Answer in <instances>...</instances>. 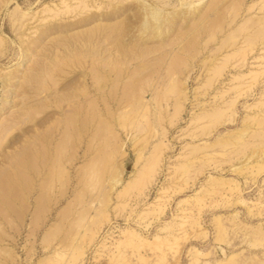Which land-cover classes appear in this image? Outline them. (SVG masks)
Listing matches in <instances>:
<instances>
[{
    "label": "rangeland",
    "instance_id": "obj_1",
    "mask_svg": "<svg viewBox=\"0 0 264 264\" xmlns=\"http://www.w3.org/2000/svg\"><path fill=\"white\" fill-rule=\"evenodd\" d=\"M263 28L264 0H0V264H264Z\"/></svg>",
    "mask_w": 264,
    "mask_h": 264
},
{
    "label": "bare ground",
    "instance_id": "obj_2",
    "mask_svg": "<svg viewBox=\"0 0 264 264\" xmlns=\"http://www.w3.org/2000/svg\"><path fill=\"white\" fill-rule=\"evenodd\" d=\"M178 2H179V1H178ZM262 2H263V1H262ZM4 4H5V3H4ZM138 4H139V3H138ZM166 4H167V2H166ZM145 5H146V4H145ZM142 6H143V5H142ZM164 6H166V5H164ZM261 6H263V5H261ZM166 7H167V6H166ZM252 7H253V6H252ZM258 7H259V6H258ZM139 8H140V7H139ZM142 8H143V7H142ZM142 8H141V9H142ZM247 8H248V7H247ZM249 8H250V7H249ZM257 9H258V8H257ZM145 10H146V12L144 13V17L142 16L143 19H142V21H141L142 26H143L144 28H145L146 26H148V21H147V17H148V16H145V15H149L150 17H152V18L155 20L154 23H155V24H158L159 21H157V15L159 14L160 10H158V8H156V7H154V6H150V4H148L147 9L145 8ZM247 10H248V9H247ZM65 11H66V10H65ZM70 11H71V10H70ZM248 11H249V10H248ZM173 12H174V11H173ZM76 13H77V12H76ZM139 13H140V12H139ZM179 14H180V13H179ZM172 15H173V14H172ZM182 15H183V14H182ZM189 15H190V14H189ZM183 16H184V15H183ZM253 17H254V16H253ZM81 18H82V17H81ZM180 18H181V17H180ZM250 18H251V17H250ZM88 19H89V18H88ZM172 20H173V19H172ZM179 20H180V19H179ZM254 20H255V19H254ZM77 21H78V19H77ZM137 21H138V20H137ZM149 21H150V20H149ZM134 22H135V21H134ZM139 23H140V22H139ZM150 23H151V22H150ZM75 24H76V23H75ZM120 24H121V23H120ZM203 24L205 25V23H203ZM252 24H254V23H252ZM61 25H62V24H61ZM116 25H117V24H116ZM135 25H136V24H135ZM153 25H154V24H153ZM158 25H159V24H158ZM201 25H202V24H201ZM122 26H123V24H122ZM137 26H138V25H137ZM139 26H140V25H139ZM139 26H138V27H139ZM238 26H239V25H238ZM243 26H244V25H243ZM245 26H247V25H245ZM248 26H250V25H248ZM91 27H92V26H91ZM113 27H114V26H113ZM115 27H116V26H115ZM119 27H120V26H119ZM153 27H154V26H153ZM200 27H201V26H200ZM16 28H17V27H16ZM98 28H99V27H98ZM109 28H110V27H109ZM109 28H106V29H109ZM116 28H118V27H116ZM191 28H192V27H191ZM203 28H205V27H203ZM238 28H239V27H238ZM250 28H251V27H250ZM103 29H104V28H103ZM110 29H111V28H110ZM121 29H122V28H121ZM127 29H128V28H127ZM163 29H164V28H163ZM173 29H174V28H173ZM201 29H202V28H201ZM240 29H241V28H240ZM244 29H245V28H244ZM263 29H264V28H263ZM16 30H17V29H16ZM92 30H93V29H92ZM96 30H97V29H96ZM112 30H113V29H112ZM112 30H111L110 33H112ZM116 30H117V29H116ZM136 30H137V29H136ZM150 30H151V29H150ZM186 30H188V29H186ZM199 30H200V29H199ZM202 30H203V29H202ZM245 30H246V29H245ZM17 31H18V30H17ZM103 31H104V30H103ZM108 31H109V30H108ZM114 31H115V30H114ZM148 31H149V30H148ZM254 31H256V30H254ZM263 31H264V30H263ZM42 32H44V31H42ZM91 32H93V31H91ZM98 32H99V30H98ZM98 32H97V33H98ZM120 32H121V31H120ZM162 32H163V31H162ZM196 32H197V31H196ZM89 33H90V32H89ZM101 33H102V32H101ZM113 33H114V32H113ZM137 33H138V32H137ZM197 33H198V32H197ZM254 33H255V32H254ZM108 34H109V33H108ZM229 34H231V33L229 32ZM237 34H238V33H236L235 35H237ZM40 35H41V34H40ZM45 35H46V34H45ZM91 35H93V33H92ZM106 35H107V34H106ZM113 35H114V34H113ZM197 35H198V34H197ZM254 35L257 36L256 33H255ZM262 35H263V32L261 33V36H262ZM103 36H104V34H103ZM103 36L100 35V37H103ZM114 36H115V35H114ZM117 36H119V35H117ZM177 36H178V35H177ZM189 36H190V35H189ZM194 36H195V34H194ZM232 36H234V35H232ZM250 36H251V35H250ZM261 36H260V37H261ZM87 37H88V36H87ZM90 37H91V36H90ZM115 37H116V36H115ZM147 37H148V36H147ZM227 37H229V36L227 35ZM234 37H235V36H234ZM236 37H237V36H236ZM254 37H255V36H254ZM260 37H259V38H260ZM262 37H263V36H262ZM91 38H92V37H91ZM95 38H96V37H95ZM107 38H108V37H107ZM178 38H179V37H178ZM195 38H196V36H195ZM230 38H231V37H230ZM232 38H233V37H232ZM251 38H252V37H251ZM251 38H250V39H251ZM257 38H258V37H257ZM257 38H256V39H257ZM92 39H93V38H92ZM123 39H124V38H123ZM156 39H157V38H156ZM172 39H173V38H172ZM253 39H255V38H253ZM261 39H262V38H261ZM97 40H98V39H97ZM111 40H112V39H111ZM113 40H114V39H113ZM127 40H128V39H127ZM160 40H161V39H160ZM165 40H166V39H165ZM175 40H177V39H175ZM89 41H90V40H89ZM107 41H108V40H107ZM131 41H132V40H131ZM137 41H138V40H137ZM141 41H142V40H141ZM141 41H140V42H141ZM168 41H169V40H168ZM225 41H226V40H225ZM250 41H252V40H250ZM34 42H35V41H34ZM102 42H104V40H102ZM156 42H157V41H156ZM166 42H167V41H166ZM172 42H173V41H172ZM230 42H231V41H230ZM235 42H236V41H235ZM247 42H248V41H247ZM121 43H122V41H121ZM141 43H142V42H141ZM169 43H170V42H169ZM188 43H189V42H188ZM227 43H228V41H227ZM248 43H249V42H248ZM108 44H110V43L108 42ZM111 44H112V43H111ZM115 44H116V43H115ZM122 44H123V43H122ZM221 44H222V43H221ZM231 44H232V43H231ZM231 44H230V45H231ZM99 45H100V44H99ZM128 45H129V44H128ZM159 45H160V44H159ZM223 45H224V44H223ZM34 46H35V45H34ZM34 46H33V47H34ZM114 46H116V45H114ZM122 46H123V45H122ZM143 46H144V44H143ZM149 46H150V44H149ZM154 46H157V45H154ZM166 46H167V45H166ZM166 46H165V47H166ZM168 46H169V45H168ZM184 46H185V45H184ZM186 46H187V45H186ZM186 46H185V47H186ZM219 46H220V45H219ZM221 46H222V45H221ZM30 47H31V46H30ZM129 47H131V46H129ZM138 47H139V46H138ZM150 47H151V46H150ZM150 47H149V48H150ZM185 47H183V48H185ZM147 48H148V47H147ZM157 48H158V47H157ZM157 48H156V50H160L159 48H158V49H157ZM180 48H181V47H180ZM101 49H102V48H101ZM152 49H153V48H152ZM169 49H171V48H169ZM194 49H195V48H194ZM88 50H89V49H88ZM103 50H104V49H103ZM117 50H118V49H117ZM121 50H122V49H121ZM175 50H176V49H174V51H175ZM186 50H187V49H186ZM221 50H222V49H221ZM30 51H31V50H30ZM149 51H150V49H149ZM154 51H155V50L153 49V52L151 51V53H149V54H151V56H152L153 53H157L156 51H155V52H154ZM170 51H171V50H170ZM180 51H182V50H180ZM187 51H189V50H187ZM215 51H216V50H215ZM237 51H238V50H237ZM237 51H236V52H237ZM96 52H97V50L95 51V53H96ZM178 52H179V51H178ZM213 52H214V51H213ZM213 52H212V54H213ZM238 52H239V51H238ZM101 53H104V52H101ZM130 53H131V52H130ZM130 53H128V54H130ZM117 54H118V52H117ZM135 54H136V53H135ZM137 54H138V53H137ZM149 54H148V55L146 54L147 57L149 56ZM167 54H168V53H167ZM185 54H187V52H185ZM93 55H95V54H93ZM119 55H120V54H119ZM139 55H140V54H139ZM141 55H142V52H141ZM159 55H160V54H159ZM162 55H165V54H162ZM213 55H214V54H213ZM213 55H212V56H213ZM225 55H226V54H225ZM55 56H56V54H55ZM108 56H109V54H108ZM124 56H125V55H124ZM135 56H136V55H135ZM142 56H143V55H142ZM177 56H178L179 58L182 57V56L180 57L179 55H177ZM260 56H261V55H260ZM56 57H58V56H56ZM56 57H55V58L53 57V58L56 59ZM101 57H102V56H101ZM115 57H117V56H115ZM118 57H119V56H118ZM128 57H129V56H128ZM144 57H145V55H144ZM156 57H157V56H156ZM164 57H165V56H164ZM164 57H163V58H164ZM170 57H171V56H170ZM102 58H103V57H102ZM158 58H159V57H158ZM160 58H161V55H160ZM165 58H166V57H165ZM176 58H177V57H176ZM179 58H178V59H179ZM105 59H106V58H105ZM136 59H137V58H136ZM211 59H212V58H211ZM255 59H256V58H254V60H255ZM260 59H261V58H259V60H260ZM23 60H24V59H23ZM46 60H47V59H46ZM46 60H45V61H46ZM50 60L53 61V59H51V58H50ZM57 60H58V59H57ZM60 60H61V59H60ZM60 60H59V61H60ZM109 60H110V56H109ZM129 60H130V58H129ZM133 60H134V59H133ZM142 60H143V57H142ZM147 60H148V59H147ZM154 60L159 61V59L157 60V58L154 59ZM166 60H167V58H166ZM256 60H257V59H256ZM262 60H263V59H262ZM54 61H55V60H54ZM54 61H53V62H54ZM107 61H108V60H107ZM113 61H114V59H113ZM122 61H123V63H124V60H122ZM131 61H132V60H131ZM156 61H155V62H156ZM176 61H177V60H176ZM41 62H42V61H41ZM43 62H44V61H43ZM47 62H48V61H47ZM56 62H57V61H56ZM108 62H109V61H108ZM142 62H143V61H142ZM161 62H162V61H161ZM161 62H160V63H161ZM173 62H175V61H173ZM173 62H172V63H173ZM37 63H38V62H37ZM37 63H36V64H37ZM49 63H50V62H49ZM92 63H93V62H92ZM102 63H103V61H102ZM110 63H111V61H110ZM150 63H151V62H150ZM157 63H158V62H157ZM163 63H164V62H163ZM169 63H170V62H169ZM57 64L60 65L59 63H57ZM61 64H62V63H61ZM97 64H98V63H97ZM108 64H109V63H108ZM112 64H113V63H112ZM116 64H117V62H116ZM125 64H126V63H125ZM127 64H128V61H127ZM40 65H41V64H40ZM47 65H48V63H47ZM51 65H53V63H52ZM54 65H55V62H54ZM58 65H57V66H58ZM94 65H95V64H94ZM104 65H106V64H104ZM104 65H103L102 67H104ZM110 65H111V64H110ZM110 65H109V66H110ZM113 65H114V64H113ZM113 65H112V67H113ZM91 66H92V65H91ZM118 66H119V64H117V67H118ZM122 66H123V65H122ZM144 66H145V65H144ZM144 66H142V67H144ZM146 66H147V65H146ZM149 66H150V65H149ZM173 66H174V64H173ZM216 66H217V65H216ZM59 67H61V66H59ZM96 67H97V66H96ZM96 67H95V69H96ZM107 67H108V65H107ZM114 67H115V66H114ZM128 67H129V66H128ZM131 67H132V66H131ZM136 67H137V66H136ZM138 67L140 68V66H138ZM167 67H168V66H167ZM167 67H166L165 70H168V69L170 70V68L167 69ZM170 67H171V66H170ZM32 68H33V67H32ZM37 68H38V67H37ZM42 68H43V67H42ZM44 68H45V67H44ZM93 68H94V67H93ZM99 68H101V67H100V64H99ZM109 68H110V67H109ZM119 68H120V66H119ZM133 68H134V67H133ZM156 68H157V67H156ZM171 68H172V67H171ZM173 68H174V67H173ZM47 69H48V68H47ZM50 69H51V68H50ZM57 69H58V68H57ZM61 69H62V67H61ZM115 69H116V67H115ZM98 70H99V69H98ZM104 70H106V69H104ZM136 70H137V68H136ZM149 70H150V69H149ZM149 70H148V71H149ZM152 70H154V69H152ZM42 71H43V70H42ZM45 71H46V70H45ZM95 71H97V70H95ZM101 71H102V70H101ZM108 71H109V70H108ZM123 71H124V70H123ZM132 71H133V69H132ZM138 71H139V70H138ZM154 71H156V70H154ZM157 71H158V70H157ZM263 71H264V69H263ZM51 72H52V70H51ZM90 72H91V71H90ZM93 72H94V71H93ZM116 72H119V71H116ZM120 72H121V71H120ZM125 72H126V70H125ZM133 72H135V69H134ZM133 72H132V75H133ZM12 73H13V72H12ZM32 73H33V72H32ZM46 73L49 74V72H47V71H46ZM59 73H60V72H59ZM59 73H58V74H59ZM91 73H92V72H91ZM100 73H101V72H100ZM128 73H129V72H128ZM139 73H140V72H139ZM150 73H151V72H150ZM153 73H154V72H153ZM158 73H159V72H158ZM16 74H17V73H16ZM29 74H31V73H29ZM38 74H39V72H38ZM48 74H47V75H48ZM51 74H52V73H51ZM60 74H61V73H60ZM60 74H59V75H60ZM116 74H117V75H120V73H119V74L116 73ZM130 74H131V73H130ZM145 74H146V72H145ZM148 74H149V73H148ZM156 74H157V73L155 72V75H156ZM169 74H170V73H169ZM49 75H50V74H49ZM94 75H95V74H94ZM100 75H101V74H100ZM100 75H99V76H100ZM124 75H125V74H124ZM127 75H128V74H127ZM136 75H137V74H136ZM141 75H143V73H141L140 76H141ZM146 75H147V74H146ZM171 75H172V74H171ZM34 76H35V75H34ZM97 76H98V75H97ZM101 76H103V75H101ZM101 76H100V78H101ZM106 76H107V73H106ZM114 76H115V75H114ZM120 76H121V75H120ZM130 76H131V75H130ZM166 76H167V75H166ZM25 77H26V76H25ZM30 77H32V75H31ZM35 77H36V76H35ZM44 77H45V76H43V78H44ZM94 77H95V76H94ZM118 77H119V76H118ZM125 77H126V76H125ZM125 77H124V78H125ZM127 77H129V76H127ZM127 77H126V78H127ZM131 77H132V76H131ZM169 77H170V76H169ZM171 77H172V76H171ZM41 78H42V76H41ZM43 78H42V79H43ZM51 78H52V76H51ZM108 78H109V77H108ZM112 78H114V77H112ZM134 78H137V77H134ZM139 78H140V77H139ZM163 78H164V76H163ZM42 79H41V80H42ZM92 79H93V78H92ZM94 79H95V78H94ZM101 79H102V78H101ZM101 79H100V80H101ZM131 79H132V78H131ZM141 79H142V78H141ZM168 79H169V78H168ZM26 80H27V79H26ZM31 80H32V79H31ZM33 80H34V78H33ZM39 80H40V79H39ZM53 80H54V79H53ZM55 80H56V79H55ZM58 80H59V79H58ZM104 80H106V82H107V79H104V77H103V81H104ZM161 80H162V79H161ZM170 80H171V79H170ZM24 81H25V80H24ZM43 81H44V80H43ZM45 81H46V80H45ZM103 81H102V82H103ZM114 81L117 82V80H116L115 78H114ZM127 81H128V80H127ZM127 81H126V79H125V81L123 80L124 83L127 82ZM163 81H165V80H163ZM173 81H174V80H173ZM173 81H172V82H173ZM25 82H26V81H25ZM27 82H28V81H27ZM40 82H41L40 84L43 83L42 81H40ZM52 82H53V81H52ZM54 82H55V81H54ZM57 82H58V81H57ZM94 82H96V79H95ZM169 82H171V81H169ZM176 82H178V81L176 80ZM31 83H32V81H31ZM33 83H34V82H33ZM33 83H32V84H33ZM46 83H47V82H46ZM48 83H49V82H48ZM120 83H121V82H120ZM167 83H168V82H167ZM23 84H24V83H23ZM28 84H29V83H28ZM50 84H51V83H50ZM85 84H86V83H85ZM98 84H99V83H98ZM114 84H115V83H114ZM118 84H119V83H118ZM125 84H126V83H125ZM129 84H130V83L127 82V85H129ZM163 84H165V83H163ZM13 85H15V84H13ZM17 85H19V84H17ZM26 85H27V83H26ZM29 85H30V84H29ZM35 85H37V83H36ZM81 85H82V84H81ZM112 85H113V84H112ZM159 85H160V84H159ZM168 85H169V84H167L166 87H167ZM43 86H44V85H43ZM46 86H47V85H46ZM99 86H100V85H99ZM102 86H103V85H102ZM171 86H172V85H171ZM2 87H3V86H2ZM14 87H17V86H14ZM20 87H21V85H20ZM41 87H42V86H41ZM41 87H40V88H41ZM51 87H52V86H51ZM124 87H126V86H124ZM172 87H174V86H172ZM27 88H28V87H27ZM37 88H38V86H37ZM42 88H43V87H42ZM45 88H46V87H45ZM83 88H84V87H82V89H83ZM100 88H101V86H100ZM121 88H122V87H121ZM129 88H130V87H129ZM159 88H160V87H159ZM159 88H158V90H159ZM167 88H168V87H167ZM3 89H4V88H3ZM32 89L35 90L34 87H32ZM38 89H39V88H38ZM46 89H48V88H46ZM49 89H50V88H49ZM89 89H90V88H89ZM89 89H88V91H89ZM97 89H98V88H97ZM109 89H110V88H109ZM169 89L172 90V88H169ZM174 89H175V88H174ZM30 90H31V88H30ZM36 90H37V89H36ZM41 90H42V89H41ZM41 90H40V91H41ZM43 90H44V88H43ZM50 90H51V89H50ZM99 90H100V89H99ZM110 90H111V89H110ZM122 90L124 91V89H122ZM126 90H127V87H126ZM155 90H156V89H155ZM171 90H169V91H171ZM24 91H25V90H24ZM31 91H32V90H31ZM37 91H38V90H37ZM73 91H74V89H73ZM96 91H97V90H95V92H96ZM100 91L102 92V90H100ZM123 91H122V92H123ZM129 91H130V90H129ZM164 91H165V88H164ZM22 92H23V91H22ZM28 92H29V91H28ZM38 92H39V91H38ZM74 92H75V91H74ZM86 92H87V91H86ZM120 92H121V91H120ZM127 92H128V90H127ZM34 93H35V92H34ZM36 93H37V92H36ZM75 93H76V92H75ZM89 93H90V92H89ZM92 93H93V92H92ZM104 93H106V92H104ZM108 93H109V92H108ZM123 93H124V92H123ZM125 93H126V91H125ZM162 93H163V91H162ZM168 93H169V92H168ZM44 94H46V92H44ZM60 94H61V92H60ZM81 94H82V93H81ZM101 94H103V93H101ZM126 94H127V93H126ZM158 94H159V93H158ZM25 95H26V94H25ZM25 95H23V96H25ZM34 95H35V94H34ZM40 95H41V94H40ZM66 95H67V94H66ZM73 95H74V94H73ZM79 95H80V94H79ZM156 95H157V94H156ZM42 96H43V95H42ZM54 96H55V95H54ZM61 96H62V95H61ZM61 96L59 95L60 98H61ZM75 96H77V95L75 94ZM75 96H74V97H75ZM81 96H82V95H81ZM81 96H80V97H81ZM88 96H89V95H88ZM91 96H92V95H91ZM94 96H95V95H94ZM94 96H93V97H94ZM99 96H100V94H99ZM56 97H57V96H56ZM68 97H69V96H68ZM25 98H26V96H25ZM62 98H64V97H62ZM66 98H67V97H66ZM72 98H73V97H72ZM75 98H76V97H75ZM75 98H74V99H75ZM70 99H71V97H70ZM84 99H85V98H84ZM91 99H93V98H91ZM91 99H90V101H91ZM102 99H103V98H102ZM2 100H3V99H2ZM5 100H6V99H5ZM51 100H52V99H51ZM68 100H69V99H68ZM71 100H72V99H71ZM99 100H100V99H99ZM6 101H7V100H6ZM76 101H77V100H76ZM87 101H89V100H87ZM87 101H86V102H87ZM40 102H41V101H40ZM40 102H39V103H40ZM57 102H59V101H57ZM63 102H64V101H63ZM63 102H62V103H63ZM68 102H69V101H68ZM78 102H79V101H78ZM99 102H100V101H99ZM118 102L120 103L119 100H118ZM140 102H141V101H140ZM140 102H139V104H140ZM47 103H48V101H47ZM53 103H54V102H53ZM60 103H61V102H60ZM65 103H66V101H65ZM69 103H70V102H69ZM73 103H75V102H73ZM56 104H59V103H56ZM80 104H81V103H80ZM87 104H88V103H87ZM90 104H92V102H91ZM102 104H103V103H102ZM135 104H136V103H135ZM141 104H143V103H141ZM141 104H140V105H141ZM180 104H181V103H180ZM31 105H32V104H31ZM31 105H27V106H31ZM36 105H37V102H36ZM63 105H64V103H63ZM88 105H89V104H88ZM94 105H95V104H94ZM117 105H119V104H117ZM121 105H122V104H121ZM143 105H144V104H143ZM45 106H46V103H45ZM61 106H62V104H61ZM67 106H68V105H67ZM103 106H104V105H103ZM25 107H26V106H25ZM33 107H35V106H33ZM37 107H38V106H37ZM59 107H60V105H59ZM64 107H66V106H64ZM91 107H92V106H91ZM95 107H97V106H95ZM115 107H116V106H115ZM141 107H142V105H141ZM176 107H177V106H176ZM176 107H175V108H176ZM29 108H30V107H29ZM31 108H32V107H31ZM43 108H44V106H43ZM88 108H90V106H89ZM97 108H98V107H97ZM22 109H23V108H22ZM33 109H34V108H33ZM39 109H40V108H39ZM63 109H65V110H63V111H66V110H67L66 108H63ZM68 109H69V108H68ZM79 109H80V108H79ZM81 109H82V108H81ZM94 109H95V108H94ZM94 109H93V110H94ZM117 109H118V108H117ZM120 109H121V108H120ZM131 109H132V108H131ZM134 109H135V108H134ZM20 110H21V109H20ZM30 110H31V109H30ZM30 110H29V111H30ZM69 110H71V108H70ZM84 110H85V109H83V112H84ZM87 110H88V109H87ZM104 110H105L104 112H110V108H109V107H106ZM118 110H119V109H118ZM128 110H129V109H128ZM175 110H176V109H175ZM25 111H26V110H25ZM27 111H28V110H27ZM35 111H36V110H35ZM37 111H38V110H37ZM122 111H123V110H122ZM124 111H125V110H124ZM176 111H177V110H176ZM59 112H60V109H59ZM66 112H67V111H66ZM72 112H73L72 114L75 115V116L72 118V119L74 120V119L76 118V115H77L78 112H79L78 109H77V106H74V108L72 109ZM87 112H88V111H87ZM94 112H95V111H94ZM102 112H103V111H102ZM26 113H27V112H26ZM34 113H36V112H34ZM34 113H33V114H34ZM68 113H69V112H68ZM80 113H81V112H80ZM89 113H91V112H89ZM99 113H100V112H99ZM15 114H16V113H15ZM28 114H29V112H28ZM36 114H37V113H36ZM36 114H35V115H36ZM64 114H65V113H64ZM66 114H67V113H66ZM72 114H71V116H72ZM84 114H86V113L84 112ZM84 114H82V116H83ZM123 114H124V113H123ZM58 115H59V114H58ZM92 115H93V114H92ZM97 115H98V113H97ZM111 115H112V113H111ZM11 116H12V115H11ZM22 116L24 117L23 114H22ZM22 116H20V117H22ZM25 116H26V114H25ZM29 116H30V115H29ZM88 116H89V115H88ZM95 116H96V115H95ZM109 116H110V115H109ZM16 117H17V116H16ZM20 117H19V118H20ZM58 117H59V116H58ZM62 117H65V116L63 115ZM62 117H61V118H62ZM69 117H70V113H69ZM85 117H86V116H85ZM98 117H99V115H98ZM112 117H113V116H112ZM11 118H12V117H11ZM11 118H10V119H11ZM13 118H14V117H13ZM45 118H46V117H45ZM86 118H87V117H86ZM93 118H94V117H93ZM106 118H107V117H106ZM17 119H18V118H17ZM20 119H21V118H20ZM20 119H19V121H20ZM46 119H48V118H46ZM55 119H56V118H55ZM78 119H79V118H78ZM95 119H96V118H95ZM97 119H98V118H97ZM101 119H102V118H101ZM7 120H8V119H7ZM22 120H23V118H22ZM44 120H45V119H44ZM68 120H69V118H68ZM68 120H67V121H68ZM99 120H100V119H99ZM107 120H108V119H107ZM9 121H10V120H9ZM51 121H52V120H51ZM54 121H55V120H54ZM62 121H63V120H62ZM67 121H66V124H67ZM75 121H76V120H75ZM75 121H73V122H75ZM85 121H86V120H85ZM96 121H97V120H96ZM109 121H110V120H109ZM11 122H12V121H11ZM14 122H15V121H14ZM17 122H18V121H17ZM21 122H22V121H21ZM28 122H29V121H28ZM44 122H45V121H44ZM48 122H49V121H48ZM56 122H57V121H56ZM63 122H64V121H63ZM77 122H78V120H77ZM77 122H76V123H77ZM87 122H88V120H87ZM91 122H93V121H91ZM104 122H106V120H104ZM9 123H10V122H9ZM12 123H13V122H12ZM25 123H26V122H25ZM52 123H53V122H52ZM57 123L59 124L60 122L58 121ZM57 123H56V124H57ZM61 123H62V122H61ZM71 123H72V122H71ZM2 124H3V123H2ZM6 124H7V123H6ZM14 124H17V123H14ZM14 124H13V125H14ZM40 124H41V123H40ZM46 124H47V123H46ZM46 124H45V127H46ZM48 124H49V123H48ZM48 124H47V125H48ZM68 124H69V123H68ZM73 124H74V123H73ZM78 124H79V122H78ZM9 125H11V123H10ZM13 125H12V126H13ZM20 125H21V124H20ZM23 125H24V123H23ZM49 125H50V124H49ZM61 125H62V124H61ZM61 125H60V126H61ZM88 125H89V124H88ZM92 125H93V124H92ZM102 125H103V124H102ZM108 125H109V122H108ZM12 126H11V127H12ZM18 126H19V125H18ZM71 126H72V125H71ZM71 126H70V127H71ZM103 126H104V125H103ZM138 126H139V125H138ZM9 127H10V126H9ZM9 127H8V128H9ZM43 127H44V126H43ZM56 127H57V126H56ZM68 127H69V126H68ZM70 127H69V128H70ZM74 127H75V125H74ZM78 127H79V125H78ZM91 127H92V126H91ZM8 128H7V129H8ZM93 128H94V127H93ZM93 128H91V129H93ZM1 129H2V128H1ZM7 129H6V130H7ZM9 129H10V128H9ZM11 129H12V128H11ZM14 129H15V127H14ZM42 129H43V128H42ZM42 129H41V130H42ZM45 129H46V128H45ZM53 129H54V128H53ZM62 129H63V128H61V131H62ZM71 129H72V128H70V130H71ZM80 129H81V128H80ZM94 129H95V128H94ZM2 130H3V129H2ZM48 130H49V129H48ZM67 130H68V129H67ZM75 130H76V129H75ZM83 130H84V129H83ZM88 130H89V128H88ZM96 130H97V129H96ZM7 131H8V130H7ZM7 131H6V132H7ZM39 131H40V129H39ZM50 131H51V130H50ZM57 131H58V130H57ZM61 131H60V132H61ZM3 132H5V129H4ZM6 132H5V133H6ZM40 132H41V131H40ZM45 132H46V131H45ZM74 132H75V131H74ZM76 133H77V132H76ZM92 133H93V132H92ZM34 134H35V132H34ZM38 134H39V132L37 133V135H38ZM41 134H42V132H41ZM44 134H45V133H44ZM47 134H48V132H47ZM50 134H51V133H50ZM50 134H49V135H50ZM59 134H60V133H59ZM66 134H67V133L65 132L64 136H65ZM72 134H73V133H72ZM77 134H78V133H77ZM84 134H85V133H84ZM2 135H4V133L1 132V136H2ZM31 135H32V133H31ZM31 135H28V136L33 137V136H31ZM35 135H36V134H35ZM39 135H40V134H39ZM39 135H38V136H39ZM49 135H48V136H49ZM67 135H68V134H67ZM69 135H70V134H69ZM82 135H83V134H82ZM41 136H42V135H41ZM60 136H61V135H60ZM72 136H73V135H72ZM8 137H9V135H8ZM8 137H7V138H8ZM35 137H36V136H35ZM42 137H43V136H42ZM49 137H50V136H49ZM54 137H55V136H54ZM61 137H62V136H61ZM78 137H79V135H78ZM78 137H77V138H78ZM85 137H86V135H85ZM0 138L2 139V137H0ZM37 138H38V137H37ZM50 138H51V137H50ZM64 138H65V137H64ZM89 138H91V137H89ZM31 139H32V138H31ZM33 139H34V138H33ZM39 139H40V137H39ZM54 139H55V138H54ZM54 139H53V140H54ZM62 139H63V138H62ZM68 139L71 140V138H68ZM68 139H67V140H68ZM35 140H36V138H35ZM55 140H56V139H55ZM65 140H66V139H64V141H65ZM76 140H77V139H76ZM78 140H80V139H78ZM78 140H77V141H78ZM41 141H42V140H41ZM58 141H59V140H58ZM58 141H57V142H58ZM80 141H81V140H80ZM34 142H35V141H34ZM46 142H47V141H46ZM57 142H55V144H56ZM67 142H68V141H67ZM70 142H71V141H70ZM24 143H25V142H24ZM26 143H27V142H26ZM29 143H30V142H29ZM32 143H33V142H32ZM59 143H60V141H59ZM64 143H65V142L60 143V144H64ZM76 143H77V142H76ZM30 144H31V143H30ZM46 144H48V143H46ZM60 144H59V145H60ZM66 144H67V143H66ZM28 145H29V144H28ZM33 145H34V144H33ZM33 145H32V146H33ZM36 145H37V144H36ZM40 145H41V144H40ZM48 145H49V144H48ZM51 145H52V144H51ZM70 145H71V144H70ZM72 145H73V144H72ZM44 146H45V145H44ZM27 147H28V146H27ZM59 147L61 148V146H59ZM18 148H19V147H18ZM21 148H22V150H25V152L28 151V150L26 151V149H24L25 147H21ZM40 148H41V147H40ZM51 148H52V147H51ZM57 148H58V147H57ZM27 149H29V148H27ZM30 149H31V148H30ZM32 149H33V148H32ZM34 149H35V148H34ZM37 149H38V145H37ZM71 149H72V148H71ZM46 150H47V149H46ZM48 150H49V149H48ZM50 150H51V149H50ZM54 150H55V146H54ZM54 150H53V151H54ZM57 150H59V148H58ZM61 150H62V149H61ZM33 151H34V150H33ZM43 151H44V150H43ZM43 151H42V152H43ZM22 152H23V151H22ZM25 152H24V153H25ZM48 152H49V151H48ZM51 152H52V151H51ZM61 152H62V151H61ZM61 152H59V153H61ZM73 152H74V151H73ZM17 153H19V152L17 151ZM36 153H37V152H36ZM45 153H46V152H45ZM29 154H30V153H29ZM48 154H49V153H48ZM54 154H55V151H54ZM74 154H75V153H74ZM23 155H25V154H23ZM26 155H27V154H26ZM32 155H33V154H32ZM41 155H42V153H41ZM28 156H30V155H28ZM57 156H58V154H57ZM19 157L21 158L22 156H19ZM40 157H43V159H42V165H40L39 168L44 170L45 168L48 167L47 164H48V161H49V160H48V158H47V154L44 155V156H40ZM10 158H11V157H10ZM53 158H54V157H53ZM60 158H62V157L60 156ZM70 158H71V157H70ZM17 159H19V158H17ZM28 159H29V158H28ZM58 159H59V158H58ZM7 160H8V159H7ZM11 160H12V159H11ZM20 160H22V158H21ZM20 160H18L19 163L24 162L23 160L20 162ZM32 160L34 161V158H32ZM8 161H9V160H8ZM25 161H26V158H25ZM27 161H29V160H27ZM38 161H39V160H38ZM53 161H54V160H53ZM59 161H60V160H59ZM61 161H62V160H61ZM66 161H68V159H66ZM6 162H7V161H6ZM9 162H10V161H9ZM39 162H40V161H39ZM51 162H52V161H51ZM51 162H50V164H51ZM11 163H13V161H12ZM25 163L27 164V162H25ZM62 163H63V161H62ZM71 163H72V162H71ZM22 164H24V163H21L20 165H22ZM26 164H25V166H26ZM34 164H35V163H34ZM15 165H16V164H15ZM63 165H64V164H63ZM0 166H1V165H0ZM34 166H35V165H34ZM46 166H47V167H46ZM3 167H4V166H3ZM12 167H13V166H12ZM18 167H19V165H18ZM28 167H29V166H28ZM28 167H26V168H28ZM4 168H5V167H4ZM9 168H10V167H9ZM9 168H7V169H9ZM20 168H21V167H20ZM56 168H57V167H56ZM56 168H55V169H56ZM28 169H30V168H28ZM37 169H38V168H37ZM0 170H1V169H0ZM38 170H39V169H38ZM49 170H50V169H49ZM52 170H53V169H52ZM4 171H5V170H4ZM4 171H3V172H4ZM14 171H15V170H14ZM28 171H29V170H28ZM46 171H47V170H46ZM1 172H2V170H1ZM12 172H13V171H12ZM12 172H11V173H12ZM16 172H17V171H16ZM19 172H20V171H19ZM25 172H26V170H25ZM34 172H35V171H34ZM34 172H33V175H34ZM64 172H65V171H64ZM4 173H6V171H5ZM17 173H18V172H17ZM20 173H21V172H20ZM20 173H18V174H20ZM40 173H41V171H40ZM61 173H62V172H61ZM23 174H24V173H23ZM23 174H22V175H23ZM31 174H32V172H31ZM38 174H39V173H38ZM51 174H52V173L50 172L49 175H51ZM0 175H1V174H0ZM2 175H3V174H2ZM7 175H8V174H7ZM15 175H16V173H15ZM28 175H29V174H28ZM33 175H32V177H33ZM42 175H43V174H42ZM5 176H6V175H5ZM11 176H12V174H11ZM16 176H17V175H16ZM23 176H25V175H23ZM40 176H41V175H40ZM0 177H1V176H0ZM18 177H19V176H18ZM18 177H17V178H18ZM28 177H29V176H28ZM36 177H37V176H36ZM59 177H60V174H59ZM59 177H58L57 179H59ZM8 178H9V176H8ZM22 178H23V177H22ZM30 178H31V177H30ZM39 178H40V177H39ZM0 179H1V178H0ZM2 179H3V178H2ZM4 179H5V178H4ZM4 179H3V180H4ZM18 179H19V178H18ZM18 179H17V180H18ZM24 179L26 180V178H24ZM33 179H36V178L33 177ZM33 179H32V180H33ZM45 179H46V178H44L43 180H45ZM7 180L9 181V179H7ZM17 180H16V181H17ZM29 180H31V179H29ZM32 180H31V181H32ZM40 180H41V179H40ZM46 180H47V179H46ZM49 180H50V179H49ZM10 181H11V180H10ZM16 181H15V182H16ZM21 181H22V180H21ZM37 181H38V180H37ZM1 182H2V181H1ZM3 182H5V180H4ZM6 182H7V181H6ZM17 182H18V181H17ZM25 182H26V181H25ZM33 182H34V181H33ZM33 182H32V183H33ZM44 182H45V181H44ZM7 183H8V182H7ZM23 183H24V181H23ZM23 183H21V185H22ZM32 183H31V184H32ZM39 183H40V182H39ZM41 183H42V182H41ZM2 184H3V183H2ZM10 184H12V183H10ZM29 184H30V182H29ZM29 184H28V185H29ZM31 184H30V185H31ZM34 184H35V183H34ZM3 185H5V183H4ZM14 185H15V184H14ZM21 185H20V186H21ZM28 185H27V186H28ZM30 185H29V186H30ZM45 185H46V182H45ZM45 185H44V186H45ZM61 185H62V184H61ZM61 185H60V186H61ZM65 185H66V184H65ZM5 186H6V185H5ZM5 186H4V187H5ZM17 186H18V185H17ZM22 186L24 187V184H23ZM44 186H43V187H44ZM7 187H10V186L7 185ZM14 187H15V186H14ZM38 187H40V185H39ZM43 187H42V188H43ZM62 187H63V186H61V188H62ZM1 188H2V187H0V189H1ZM15 188H16V187H15ZM25 188H26V187H24V190H25ZM36 188H37V187H36ZM59 188H60V187H59ZM2 189H3V188H2ZM2 189H1L0 192H3V191H4V190L2 191ZM5 189H7V188H5ZM16 189H17V188H16ZM31 189H32V187H31ZM39 189H40V188H39ZM14 190H15V189H14ZM22 190H23V189H22ZM24 190H23V191H24ZM27 190H28V189L26 188L25 191L28 192V193H30V191H29V190L27 191ZM42 190H43V189H42ZM59 190H60V189H59ZM5 191L7 192V190H5ZM12 191H13V190H12ZM15 191H16V190H15ZM15 191H14V192H15ZM17 191H18V190H17ZM19 191H20V189H19ZM60 192H62V191H60ZM64 192H65V191H64ZM9 193H10V192H9ZM11 193H12V192H11ZM11 193H10V194H11ZM28 193H27V194H28ZM31 193H33V192H31ZM3 194H4V192H3ZM21 194H22V192H21ZM60 194H62V193H60ZM40 195H41V194H40ZM4 196H5V195H4ZM8 197H9V196H8ZM12 197H14V196H12ZM4 198H5V197H4ZM9 198H10V197H9ZM14 198H15V197H14ZM22 198H23V197H22ZM25 198H26V197H25ZM38 198H39V197H38ZM38 198H37V199H38ZM41 198H42V197H41ZM6 199H7V197H6ZM23 199H24V198H23ZM38 200H39V199H38ZM19 201H20V200H19ZM13 202H14V201H13ZM6 204H8V200H7V203H6ZM9 204L11 205L10 202H9ZM11 206H12V205H11ZM25 206H26V205H25ZM12 207H13V206H12ZM6 208H7V206H6ZM9 208L11 209V207H9ZM1 210L3 211V209H1ZM7 210H8V209H7ZM14 210H15V209L13 208V211H14ZM3 212H4V213H3L4 218H5V214H6V212H5V211H3ZM10 212H11V210H10ZM15 212H16V211H15ZM11 213H14V212H11ZM11 213H10V214H11ZM8 214H9V213H8ZM0 215H1V214H0ZM14 215H15V214H14ZM0 217H1V216H0ZM59 225H60V224H59ZM55 231H56V230L54 229V233H55ZM50 233H51V232H50ZM46 234H47V233H46ZM57 234H59V233H57ZM50 235H51V234H50ZM52 235H53V233H52ZM48 236H49V233H48ZM48 236H47V237L45 236V237L48 239ZM45 237H44V239H45ZM50 237H51V236H50Z\"/></svg>",
    "mask_w": 264,
    "mask_h": 264
}]
</instances>
